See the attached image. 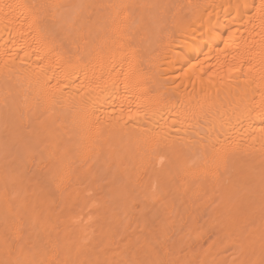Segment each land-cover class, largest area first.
Segmentation results:
<instances>
[{
	"label": "bare ground",
	"instance_id": "1",
	"mask_svg": "<svg viewBox=\"0 0 264 264\" xmlns=\"http://www.w3.org/2000/svg\"><path fill=\"white\" fill-rule=\"evenodd\" d=\"M151 1L0 0V264H264V0Z\"/></svg>",
	"mask_w": 264,
	"mask_h": 264
},
{
	"label": "rangeland",
	"instance_id": "2",
	"mask_svg": "<svg viewBox=\"0 0 264 264\" xmlns=\"http://www.w3.org/2000/svg\"><path fill=\"white\" fill-rule=\"evenodd\" d=\"M147 1H149V0H147ZM151 1V0H150ZM155 2V3H153V2ZM151 1V3H153V5L154 4H158V0H152ZM159 6L161 5L160 3L158 4ZM158 5H157V7H158ZM23 135V134H22ZM26 137H24V136H22L23 137V139H24V142H23V139L20 137V136H18L17 138H15L14 140H12V141H9L7 138H1L0 139V152L2 153H0V172L1 171H5V174H9V172L12 170V169H14V167L16 166V164L19 162V161H21V158H22V156L24 157L23 159H22V161L24 160H26V156L28 157L27 159H29L30 157H29V154L31 153L32 154V158H33V161H38L39 160V158H45L42 162H41V164L46 160V157H47V159L50 157L49 155V153H50V150H51V148H49L48 149V151H47V153H46V156H44L45 155V151H43L42 149H43V147H45V145L44 144H48V143H43V142H41V143H39V144H37L38 146H37V148L36 147H34V145L36 146V144H34L33 142H32V140L29 142V141H27L28 139H26L27 138V135H25ZM19 138H21V139H19ZM17 139L19 140V141H17ZM4 141V142H3ZM9 142H14V143H9ZM22 142H23V144H22ZM45 142V141H44ZM18 143V144H17ZM28 144V143H31L32 144V146H31V148H34V149H29V148H27V146L28 147H30V145H26V151H24V153L25 154H23V146L25 147V144ZM43 143V145H41ZM16 144V145H15ZM21 144V145H20ZM10 145V146H9ZM39 145H41L40 147H39ZM14 146V147H13ZM18 146V147H17ZM43 146V147H42ZM21 147V148H20ZM20 148V149H19ZM40 148H41V150H40ZM48 148V147H47ZM7 149V150H6ZM18 151H17V150ZM29 149V150H28ZM16 150V151H15ZM14 151V152H13ZM27 151H29L30 153H27ZM37 151V152H36ZM40 151H42V153H40ZM20 152H22L21 153V155H19L20 154ZM38 152H39V154L40 155H42V154H44L43 156H41V157H39L38 159L36 158V156H39V154H38ZM44 152V153H43ZM11 153H13V154H11ZM38 154V155H35V154ZM3 155V156H2ZM17 155H19L18 156V158H19V161H17V163H16V160H17ZM14 156H16V157H14ZM31 156V155H30ZM49 156V157H48ZM2 157H4V159H1ZM35 158V159H34ZM2 160H4V161H2ZM7 160V161H6ZM4 163V164H3ZM15 163V164H14ZM12 164V165H11ZM15 165V166H14ZM12 166H14V167H12ZM7 172V173H6ZM30 175V172L29 173H26L25 174V179H26V181L27 182H29L30 183V181H32V179L33 178H35L36 179V176L39 174V171L38 170H36V173H34V177L33 178H31V176L32 175H30V177H29V175ZM28 175V176H27ZM24 178H23V180H24ZM27 178H28V180H27ZM25 181V180H24ZM25 181V183H27ZM33 181H35L34 179H33ZM99 181V180H98ZM100 182L102 183V181L100 180L99 182H98V184H100ZM34 183V182H33ZM103 183H105V182H103ZM32 184V182L30 183V185ZM77 188H75V189H78L79 191H77V192H81V193H78V194H82V191H84L82 188H80V187H78V186H76ZM80 188V189H79ZM84 188V187H83ZM85 189V188H84ZM29 191V190H28ZM76 191L73 189V192H71L72 194H74ZM77 195V193H75L74 194V196H76ZM77 196H79V195H77ZM120 206V205H119ZM119 206H117L118 208V210L117 211H115L116 213H118L119 214V216L118 217H120V216H122V217H120V218H124V215L122 214L123 213V207L121 208V207H119ZM138 207V206H137ZM138 209V208H137ZM91 210V209H90ZM89 209H88V211H90ZM91 212V211H90ZM120 212H122V213H120ZM86 213H89V212H87V210H86ZM52 214H53V212H52ZM52 214H51V216H52ZM60 215H61V213H60ZM59 215V216H60ZM50 216V218L52 219V217ZM58 216V215H57ZM82 216V215H81ZM54 217H56V216H54V214H53V220L55 219ZM81 218V217H80ZM80 218H78V219H80ZM77 219V220H78ZM62 220H64V219H62ZM76 220V221H77ZM252 220V219H251ZM250 219L249 220H246L245 221V224L243 223L242 225H244V227H243V229H242V232L245 234V232L247 231V230H249V228L251 227L250 225H252V226H255V221H254V223H253V220L251 221ZM75 221V222H76ZM247 223V224H246ZM187 229L186 227H183L182 228V230L180 231V233L178 234V236L180 237V236H182V237H184L185 238V236L187 237V238H185V242H187L186 240H188V236L190 235L189 233H188V230H185V229ZM248 228V229H247ZM251 229V228H250ZM185 230V231H184ZM140 231V229L138 230L137 229V234H138V232ZM172 231H174V229L172 230ZM183 232V233H182ZM187 234V235H186ZM189 234V235H188ZM214 234H215V232H214ZM233 234H236V232L235 233H232L231 234V237H232V239H231V237H229L228 239L229 240H227V238H221L222 240H220V238L219 239H216L215 238V240H213L212 241V243L210 244V240L207 242V243H209V244H205L206 243V241H204L203 243L204 244H202L201 245V243L199 242L198 244L201 246H199L198 244H196L195 243V245L193 244L192 245V247L191 246H189V249H190V247H191V249L190 250H192L193 252H195V253H193L192 252V254L190 253L191 251L187 248L186 250H185V252H183V255L186 253L187 254V252H189L188 254H187V256H186V254H185V258H187V260L185 261V262H187L188 261V259H189V261L190 262H187V264H237V263H239V264H242L244 261V263L243 264H245L246 262V264H254V262L255 261H252V259H248L249 257H248V255L247 254H243V251L244 252H247V250H248V247H246L247 245H246V243H242L243 241H240V238H241V236H239L238 234V236L239 237H237V235L236 236H234L233 237ZM244 234H242V235H244ZM184 235V236H183ZM178 237V238H179ZM236 237H237V239H236ZM181 238V237H180ZM238 238H239V240H238ZM235 239V240H234ZM236 240H238L237 242H236ZM214 241H216V242H214ZM221 241V242H220ZM229 241V242H228ZM184 242V243H185ZM228 242V243H227ZM186 245H187V243H185ZM189 244V243H188ZM212 244H214V245H212ZM138 245L139 244H137V247H138ZM207 245H209V246H207ZM243 245V246H242ZM238 246V247H237ZM241 246V248H239ZM204 247V248H203ZM116 248V249H115ZM201 248H203V249H201ZM211 248V249H210ZM244 248H246L245 250H244ZM183 249H184V247H183ZM205 249H207V250H205ZM107 249H105V254L104 255H106V254H108L109 252H111L112 250L113 251H116L117 253H118V251H120L117 247H110V248H108V250L106 251ZM188 250V251H187ZM199 250H201L200 252H199ZM204 250V251H203ZM197 251H198V254H197ZM203 251V252H202ZM104 252V251H103ZM108 252V253H107ZM205 252V253H204ZM209 252V253H208ZM110 254V253H109ZM108 254V255H109ZM207 256H206V255ZM241 255V256H240ZM202 256H204V257H206V258H204V260H200L201 258H202ZM247 256V257H246ZM105 257H107V255L105 256ZM180 257H183V256H180ZM179 257V258H180ZM211 257V258H210ZM217 257V258H216ZM214 260H213V259ZM235 258V259H234ZM244 258V259H243ZM205 259H207V260H205ZM211 259V260H210ZM223 259V260H222ZM242 259V260H241ZM237 260V261H236ZM195 261V262H194ZM200 261H203V263L202 262H200ZM206 261V262H205ZM230 261H232V262H230ZM184 262V263H185ZM199 262V263H198ZM216 262V263H215ZM241 262V263H240ZM186 264V263H185ZM256 264H263V263H261V262H259V261H257V263Z\"/></svg>",
	"mask_w": 264,
	"mask_h": 264
}]
</instances>
